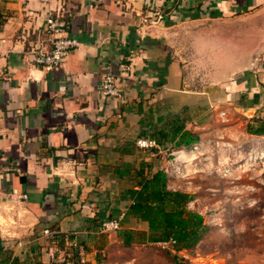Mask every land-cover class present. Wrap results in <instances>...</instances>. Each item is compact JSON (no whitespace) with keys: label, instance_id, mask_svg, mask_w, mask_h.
<instances>
[{"label":"crops","instance_id":"crops-1","mask_svg":"<svg viewBox=\"0 0 264 264\" xmlns=\"http://www.w3.org/2000/svg\"><path fill=\"white\" fill-rule=\"evenodd\" d=\"M50 12L80 41L54 68L32 56L51 47ZM189 49L204 80L238 74L228 86L241 88L242 109L263 113L264 0H0V264L61 263L73 250L83 260L113 244L104 220L138 223L122 192L142 160L156 165V149L137 139L165 146L173 122L200 135L179 117H156L173 98L200 109L207 92L188 88ZM108 70L121 98L100 91Z\"/></svg>","mask_w":264,"mask_h":264},{"label":"rangeland","instance_id":"rangeland-1","mask_svg":"<svg viewBox=\"0 0 264 264\" xmlns=\"http://www.w3.org/2000/svg\"><path fill=\"white\" fill-rule=\"evenodd\" d=\"M238 44L234 53L241 54ZM184 56L188 88L207 92L200 109L187 104L180 108L182 99L173 98L156 117L161 125L176 117L186 127L198 125L204 146L174 148L161 136L168 138L167 144L149 149H156L154 167L168 173L170 186L195 195L189 206L204 215L209 230L189 250L176 251L171 243L161 242L124 246V228H147L127 221L116 230L113 244L107 238L103 249L74 264H264V134L248 131L264 122V105L263 113L244 111L241 88L228 86L238 74L229 82L211 83L203 79L208 70L198 65L193 50H185Z\"/></svg>","mask_w":264,"mask_h":264},{"label":"trees","instance_id":"trees-1","mask_svg":"<svg viewBox=\"0 0 264 264\" xmlns=\"http://www.w3.org/2000/svg\"><path fill=\"white\" fill-rule=\"evenodd\" d=\"M169 128L170 139L175 140L178 137L175 142L176 147H190L193 142L200 140L199 134L188 129L183 130L184 127L176 122H173ZM248 131L264 134V122L251 126ZM159 132L166 137L167 133ZM132 181L133 186L122 192V198L131 200L126 216L146 222L147 228H124L123 245L169 241L176 251L196 247L209 230V225L200 211L189 206L195 195L182 189L172 188L168 173L163 168H154L153 163L147 160L140 162L132 175ZM69 258L61 263L51 264H67L69 261L76 263L81 260L77 250H73Z\"/></svg>","mask_w":264,"mask_h":264},{"label":"built area","instance_id":"built-area-1","mask_svg":"<svg viewBox=\"0 0 264 264\" xmlns=\"http://www.w3.org/2000/svg\"><path fill=\"white\" fill-rule=\"evenodd\" d=\"M49 1V0H43ZM67 21L60 15L50 12L46 18V30L50 35L51 47L45 45L32 48V56L37 64L47 68H54L64 63L70 53L80 45V41L76 37L66 34ZM122 69L126 70V65L122 64ZM100 91L102 94L111 99L121 98L124 94L122 84H120L118 75L108 70L103 74ZM137 145L143 149H149L157 146L156 140L151 137H140L137 139ZM203 141L199 140L191 144L193 150L203 147ZM178 162V159H177ZM26 197V195H25ZM121 227V218L107 219L102 222L101 230L115 231ZM161 243H170L169 241H161ZM80 254H83L82 249ZM67 264H74L69 261Z\"/></svg>","mask_w":264,"mask_h":264},{"label":"bare ground","instance_id":"bare-ground-1","mask_svg":"<svg viewBox=\"0 0 264 264\" xmlns=\"http://www.w3.org/2000/svg\"><path fill=\"white\" fill-rule=\"evenodd\" d=\"M253 158V157H252Z\"/></svg>","mask_w":264,"mask_h":264}]
</instances>
